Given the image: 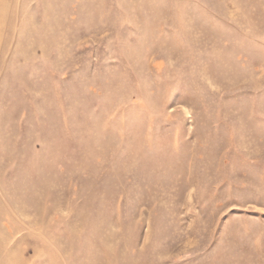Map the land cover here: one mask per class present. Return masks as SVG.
Instances as JSON below:
<instances>
[{"label": "rangeland", "instance_id": "rangeland-1", "mask_svg": "<svg viewBox=\"0 0 264 264\" xmlns=\"http://www.w3.org/2000/svg\"><path fill=\"white\" fill-rule=\"evenodd\" d=\"M0 264H264V0H0Z\"/></svg>", "mask_w": 264, "mask_h": 264}]
</instances>
